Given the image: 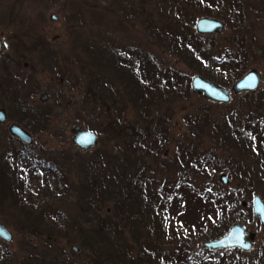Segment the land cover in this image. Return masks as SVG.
<instances>
[{"label":"rangeland","instance_id":"1","mask_svg":"<svg viewBox=\"0 0 264 264\" xmlns=\"http://www.w3.org/2000/svg\"><path fill=\"white\" fill-rule=\"evenodd\" d=\"M195 1L185 8L183 22L190 24L188 31L195 36L197 49L201 50L200 45L205 48V58H220L228 48L233 53L242 50L241 65L233 72L228 68L221 71L217 65L202 69L190 50L181 55L172 51L174 45L170 46L166 37L159 35L162 25L171 30L180 20L174 18L170 1L130 0L133 3L127 2V10H120L121 0H0V33L6 42V49L0 55V108L6 109L8 114L7 121L0 122V184L6 178L8 162L11 165L19 162L28 172L26 188L20 195L6 191L8 193L4 192L1 198L2 191L0 193V221L13 233L11 242L0 239V264H43L44 256L49 257L47 260L52 257L57 264H84L86 261L133 264L132 259H137L140 251H145V258L141 256L142 262L138 260L134 264H190L188 260L206 259L212 264H219L220 260L264 264V226L259 217L254 216L252 208L255 195L264 199V183L255 180L253 186L245 187L241 180L244 170L247 176L255 178L264 167V143L259 146L260 152L256 148L258 138L251 127L255 121L264 119V0H234L236 4L240 2L234 10L229 7L236 5L233 0H222L219 4L222 7L201 5L197 0L198 5ZM135 10L142 12V19L129 13ZM201 16L223 19L224 29L213 36L199 34L189 20ZM82 43H90L94 47L93 54L98 46H103L108 53L116 51L123 58L124 52L143 50L163 66L181 73L185 89L174 103L163 101L152 108L156 111L143 122L140 134H145L146 142L136 151H131L126 142L130 126L139 114L135 103L127 100L123 119H119L123 124H117L115 130L104 108L83 104L87 75L81 72L77 60L83 57L88 64L94 60L83 55L88 45L81 46ZM253 68L262 74L259 87L234 93L232 84ZM197 74L228 87L231 100L218 102L194 92L191 80ZM109 75L111 79L115 77L112 72ZM43 93L48 94L47 100L41 99ZM17 99L20 106L25 104L30 111L46 112L50 117L47 127L40 129L37 121L27 120V126L20 122L19 107L13 103ZM190 119L196 124L192 125ZM159 120L168 137L160 149L152 142ZM13 123L26 128L33 135V141L26 143L12 135L9 129ZM77 125L98 134L96 144L88 150L73 142V128ZM20 150L21 156L10 158L11 153ZM123 153L133 161L129 164L131 168L128 163L125 165ZM101 157H104L102 162ZM137 157L139 160L135 159ZM138 164L147 178H152V190H165L162 184H177L178 188L175 185V190L167 192V197L171 201L179 199L177 209L181 213L186 210L189 190L199 193L209 189L233 191L240 207L236 210L239 216L236 222L248 226L249 234L253 235V248L250 251L210 250L203 247L204 240L199 237L183 239L182 234L175 231L186 229L187 213L183 217L177 213L167 216V235L152 224L154 215L147 214L139 223L125 222L120 228L126 243H116L117 236H113L114 240L105 239L101 244H84L83 235L90 227L84 224L85 220L81 222L84 212L80 199L86 197L89 187L95 184L112 180L117 186L126 171ZM222 174H227L229 183L221 181ZM261 180L264 181V175ZM11 184L17 185V181L12 178ZM115 185L113 183L105 194L115 190ZM115 196L103 194L108 200L109 216L113 215L114 201L119 198ZM80 222L82 235L77 236L75 226ZM179 248L184 249V254H179ZM106 253L111 257L104 255Z\"/></svg>","mask_w":264,"mask_h":264},{"label":"trees","instance_id":"2","mask_svg":"<svg viewBox=\"0 0 264 264\" xmlns=\"http://www.w3.org/2000/svg\"><path fill=\"white\" fill-rule=\"evenodd\" d=\"M163 1L166 3L170 1L174 18L176 17L181 20V17H183V20H175L176 24L173 25L171 30L166 29V25H162L159 30V35L161 38L166 37L170 46L174 45L172 47L174 53L180 55L181 53L185 54L189 51V46L195 48L196 38L188 31V22H183L185 18V8L190 7L192 4L191 2L194 0ZM221 1L222 0H219V3H221ZM127 2L128 4L133 3L130 2V0H121L122 7L119 9L127 10ZM211 3H215L214 0H211ZM129 13H132L136 18L142 19V12L135 10L134 12ZM86 44L88 47L84 50L85 53L83 55L87 58H92L94 60L92 63L94 66L93 68L87 69L89 65L92 67V64H90L91 62L88 64V62L84 61L83 57H81L80 60H77L79 61L78 64L81 66V72L87 75V79L84 78L87 81V89L83 104H86V106H94L95 108H99L98 106L104 108L107 114H111L110 116L108 115V119L110 122L112 121L111 124L114 125L113 129L115 130L117 124H123L119 119H123L122 116L125 107L127 106V100L135 103L138 107L139 114L137 119L133 121L132 126H130L131 132L129 133L126 142L129 144L131 151H136V148L146 142L144 139L145 134L142 136L140 134L143 122H147L151 116V112L156 111H153L152 108L158 107L159 102L163 101H166L168 104L174 103L180 93L185 89L181 73L172 67L163 66L162 62L157 61L151 54L147 55L143 50L141 52L138 50L128 51V53L124 52L125 56L123 58V56H121V54L118 55L116 51H110L109 53H112V56H109L110 54L107 50H104L103 46H96V54H93L94 47H92L90 43ZM86 44L82 43L81 46ZM193 55L195 58H200V60L204 57L203 52L199 49ZM206 65L207 66L205 67L202 64L201 68L207 70L208 65H210L209 60L206 61ZM110 72L115 75L112 79L109 77ZM117 81L119 82L117 83ZM17 88L20 90V85H17ZM106 100L107 103L105 102ZM109 100L111 104H108ZM13 103L17 105L15 106L16 108L19 107L18 110H20V113H18V116L20 122L27 126V120L28 122L29 120L37 121L40 122V129L47 127V121H49L50 117L46 112L39 114L36 111H30L26 108L25 104L20 106L21 104L18 99ZM111 117H114L120 123H116ZM190 122L192 125L196 124L194 119H190ZM164 127V124L159 120L156 127L157 130H155V138L154 141H152L159 149L168 139L167 130ZM251 127L258 138L256 148L261 152L262 149L260 147L263 146L262 143H264V141H261V138L264 139V119L263 121H255ZM17 155L21 156V150L11 153L10 158L13 159ZM123 156L124 153L122 154V159L123 161H126L125 165L127 166L126 163H128L129 166V164H131L130 162L133 161H129V158L124 156L126 157V160ZM138 158L139 157L135 159L139 160ZM103 160L104 157H101L100 161L102 162ZM26 161L28 164L30 163L28 157ZM28 164H26V166H28ZM8 166L10 167H7V172L5 173L6 178L2 181V184H0V193L2 191L1 198H4L5 194L8 193L6 191L18 196L24 191V188H26L25 177L28 176V172L25 171V168L20 167L19 162H14L12 165L8 162ZM129 167L131 168L132 165ZM240 168L244 169L243 166ZM144 172V169L142 167L139 168L138 164L134 169L126 171V175L117 181V186L115 185V181L109 180L107 184H95L94 186L89 187L86 197L80 199L81 204H83L84 212V214H82L84 218L81 222L85 220L84 224H88L90 227L89 232L83 235V239H86L83 241L84 244L87 246L101 244L105 239L110 241L114 240L113 236H117V240H114L115 242H124L126 239L125 234L120 228L124 227L125 222L132 224L139 223V221L143 220L147 214L154 215L152 224L154 223L159 230L163 232L165 231V235H167L169 233L167 216L172 215L171 213H177L176 215L183 217L187 213L188 226L185 230L180 228V230L175 231V233H181L185 240H191L193 237H199L200 239L206 240L215 238V236H221L227 232L233 223L238 221L239 216L236 214V210H239L240 207L234 199L235 196L233 191L225 189L221 192H217L213 189H209L205 190L203 193H199L195 190H189L186 195V198L188 197V204L184 207L186 210H183L181 213V210L179 211L177 209L180 208L177 205L179 199L171 201L169 200V197H167V192L175 190V185L176 189L178 188L177 184H171L169 186L162 184L161 186L164 187L165 190H152L150 185L152 178H147ZM262 175H264V167L257 172L255 178L253 177L254 179L247 176V173L244 170L241 180L245 187H251L255 184V180L264 183V181L261 180ZM12 178L17 181V185L11 184ZM113 183L115 185V190H109L108 193L115 194V197L119 198L114 201L113 215L109 216L108 208H106L108 200L103 198V194H108L105 193L109 188H112ZM37 193L40 194V192ZM173 204L175 205L173 206ZM157 214L161 215V218H159ZM81 222L75 226V228H78L77 236L82 235L81 229L83 226H81ZM190 225H195L196 227ZM139 242H141V240H139ZM114 246H117V244ZM141 248L143 249L142 246ZM178 251L180 255L185 252L183 248H179ZM139 253L140 255L137 259H132L133 264L138 262V260L142 262L141 256L145 258V251H140ZM104 255H107V253ZM123 255L127 256L126 254ZM107 256L111 257V254ZM30 258L28 260H31ZM48 258V256H44V259L42 258L44 260L43 264H57L53 263L52 257L47 260ZM145 261L148 260L145 259ZM194 261L195 260H188L187 263L193 264ZM63 263L64 262L60 264ZM238 263L246 264V262H241L240 260H234L233 262H231V260L228 262L220 260L219 264ZM194 264L212 263L206 259L201 260L200 262L195 261Z\"/></svg>","mask_w":264,"mask_h":264},{"label":"water","instance_id":"3","mask_svg":"<svg viewBox=\"0 0 264 264\" xmlns=\"http://www.w3.org/2000/svg\"><path fill=\"white\" fill-rule=\"evenodd\" d=\"M53 18L57 19L56 14H53ZM223 22L216 18L201 17L197 21V29L200 32L217 33L223 30ZM5 44L0 39V53L4 50ZM261 73L257 69H252L246 73L243 77L237 80L232 85V91L239 93L241 91L255 90L261 84ZM191 86L194 92L202 93L206 98L227 103L231 100V90L225 86L216 83L213 80L206 79L201 75H197L192 79ZM42 100L48 99V94L43 93L41 95ZM8 119L6 109L0 108V122L4 123ZM10 133L26 143L33 141V135L19 123H13L10 126ZM74 137L73 142L83 150H88L93 147L98 139V134L92 129H88L82 126H75L73 128ZM221 181L229 183L227 174L221 175ZM246 204V202H244ZM253 214L259 217L261 223L264 226V199L260 195H255L253 198ZM0 238L6 242L13 240V233L11 230L0 221ZM253 235L248 233V226L244 223L235 222L229 230L222 236L206 240L203 242V246L212 250L216 249H232L240 248L243 251H250L253 248ZM73 249L78 250L77 246H73ZM85 264H92L90 261Z\"/></svg>","mask_w":264,"mask_h":264},{"label":"flooded vegetation","instance_id":"4","mask_svg":"<svg viewBox=\"0 0 264 264\" xmlns=\"http://www.w3.org/2000/svg\"><path fill=\"white\" fill-rule=\"evenodd\" d=\"M195 1V0H194ZM200 1V4L201 5H207V4H210V5H212V6H220L219 4V0H214V2L215 3H211V0H199ZM195 2H197L198 3V5H199V2L196 0ZM233 2V4H236V1H232ZM231 1H229L228 3H232ZM239 5H240V2L238 1V3L236 4V5H234V6H229L230 7V9H232V10H234V9H237V7H239ZM220 7H222V6H220ZM240 13L241 12H239L238 13V16L240 15ZM236 15V14H235ZM243 14H241V16H242ZM201 17H211V18H216V19H219L220 21H222L223 22V26L225 27V21L223 20V19H221V18H219V17H214V16H201ZM201 17H198L196 20H189V23H194V25H195V29H196V31L199 33V34H209V35H211V36H213L214 34H218L219 32H217V33H211L210 31H208V32H200L198 29H197V21H198V19L199 18H201ZM190 25V24H189ZM224 27H223V29H224ZM190 31H192L191 29H189ZM197 37V36H196ZM0 39L4 42V44H5V47H6V42H5V40H4V38H3V35L0 33ZM200 47V49L202 50V52L203 53H205L204 51H205V48L204 47H202L201 45L199 46ZM5 49L6 48H4V50L0 53V55L5 51ZM239 49H242V47H239ZM189 50L191 51V53L192 54H194L198 49H197V47H196V44H195V48H193V46H189ZM241 51L242 50H236V52H234L233 53V51H231L229 48L226 50V52H225V54L224 55H222L220 58H205V57H202V59L200 60V58H198L197 60L200 62V64H203L205 67L207 66L206 65V61H208L209 60V62H210V65H208V67H210V66H214V65H217L218 66V68H220L221 69V71H226V69L227 70H232V72L234 71L233 69H236V68H238V66H240L241 65V58H239V56H240V54H241ZM5 67H7V66H5ZM201 67H202V65H201ZM224 69H223V68ZM253 69H255V68H253ZM252 70V69H251ZM258 70V69H257ZM250 71V70H249ZM248 71V72H249ZM259 71V70H258ZM248 72H246V73H248ZM260 72V71H259ZM245 73V74H246ZM261 73V72H260ZM245 74H243V75H241L237 80H239L241 77H243ZM197 75H199V74H197ZM197 75H195V76H197ZM195 76H193L192 77V79L195 77ZM202 76V75H201ZM205 78V77H204ZM261 78H262V74H261ZM206 79H208V78H206ZM211 80V79H210ZM236 80V81H237ZM235 81V82H236ZM191 82H192V80H191ZM234 82V83H235ZM262 82V81H261ZM217 83V82H216ZM233 83V84H234ZM232 84V85H233ZM223 86V85H222ZM226 87V86H225ZM228 88V87H227ZM256 90V89H255ZM249 91H254V90H249ZM232 95V94H231ZM232 98V97H231ZM224 103V102H223ZM8 115V114H7Z\"/></svg>","mask_w":264,"mask_h":264}]
</instances>
